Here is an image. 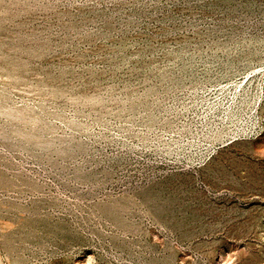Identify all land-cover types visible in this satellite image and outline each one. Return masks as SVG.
Returning <instances> with one entry per match:
<instances>
[{
    "label": "rangeland",
    "instance_id": "374dc122",
    "mask_svg": "<svg viewBox=\"0 0 264 264\" xmlns=\"http://www.w3.org/2000/svg\"><path fill=\"white\" fill-rule=\"evenodd\" d=\"M0 264H264V0H0Z\"/></svg>",
    "mask_w": 264,
    "mask_h": 264
}]
</instances>
